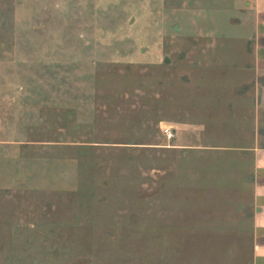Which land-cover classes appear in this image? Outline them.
<instances>
[{"label":"rangeland","instance_id":"obj_1","mask_svg":"<svg viewBox=\"0 0 264 264\" xmlns=\"http://www.w3.org/2000/svg\"><path fill=\"white\" fill-rule=\"evenodd\" d=\"M209 1L0 0V264H248Z\"/></svg>","mask_w":264,"mask_h":264},{"label":"crops","instance_id":"obj_2","mask_svg":"<svg viewBox=\"0 0 264 264\" xmlns=\"http://www.w3.org/2000/svg\"><path fill=\"white\" fill-rule=\"evenodd\" d=\"M209 3V12L202 16L212 29L200 34L213 40L200 51L209 52L210 58L201 55L194 66L225 67L236 73L235 78L221 79L230 83L231 88L236 85L226 108L227 137L234 143L231 147L241 155V163L251 178L248 264H264V0ZM215 11L218 12L214 14Z\"/></svg>","mask_w":264,"mask_h":264},{"label":"built area","instance_id":"obj_3","mask_svg":"<svg viewBox=\"0 0 264 264\" xmlns=\"http://www.w3.org/2000/svg\"><path fill=\"white\" fill-rule=\"evenodd\" d=\"M162 130L169 140H171L175 137V133L171 127L164 126Z\"/></svg>","mask_w":264,"mask_h":264}]
</instances>
